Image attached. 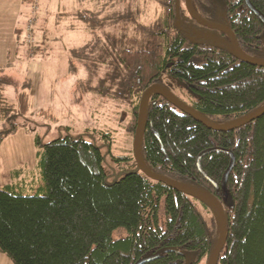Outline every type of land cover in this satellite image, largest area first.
I'll use <instances>...</instances> for the list:
<instances>
[{
  "label": "trees",
  "instance_id": "obj_1",
  "mask_svg": "<svg viewBox=\"0 0 264 264\" xmlns=\"http://www.w3.org/2000/svg\"><path fill=\"white\" fill-rule=\"evenodd\" d=\"M80 1L79 10L60 14L71 19L68 29L90 35L72 57L100 65L103 78L91 92L131 105L133 138L145 93L166 77L182 82L187 104L215 124L264 106V67L239 60L229 36L200 26L185 0H150L159 12L147 23L121 0ZM192 3L203 19L230 28L247 55L264 60V0ZM2 73L0 66V145L23 115L5 97L3 87L12 82ZM20 109H27L25 94ZM36 147L37 173L13 171L11 183L0 187V252L13 264H137L167 249L175 252L147 264H207L219 240L215 209L148 178L134 152L114 159L129 165L110 181L101 148L84 135L47 144L37 137ZM143 157L155 174L221 201L227 239L218 264H264V115L218 132L154 94Z\"/></svg>",
  "mask_w": 264,
  "mask_h": 264
},
{
  "label": "rangeland",
  "instance_id": "obj_2",
  "mask_svg": "<svg viewBox=\"0 0 264 264\" xmlns=\"http://www.w3.org/2000/svg\"><path fill=\"white\" fill-rule=\"evenodd\" d=\"M120 3L131 7V13H138L146 23L159 12L158 4L150 0ZM79 8L80 0H0L1 76L12 82L3 87V92L23 114L17 122L19 129L6 135L0 145V187L11 183L13 171L37 173V137L47 144L69 134L84 135L101 148L110 181L123 175L129 165L114 159L133 154L134 138L128 132L131 105L96 93L103 78L100 65L86 67L72 57L73 49L85 45L90 35L84 30L68 29L71 19L63 20L60 14ZM35 45L42 51L31 54ZM165 79L177 93H184L182 82ZM90 86H95L93 92ZM22 94L26 95L25 111L20 109ZM3 127L0 121V129ZM158 219L163 226L164 203ZM119 233L125 234V230L116 231L114 237ZM0 264L13 263L0 252Z\"/></svg>",
  "mask_w": 264,
  "mask_h": 264
},
{
  "label": "water",
  "instance_id": "obj_3",
  "mask_svg": "<svg viewBox=\"0 0 264 264\" xmlns=\"http://www.w3.org/2000/svg\"><path fill=\"white\" fill-rule=\"evenodd\" d=\"M185 3H186V8H187V11L190 17L194 19L199 25L206 27L209 30H215L221 33H225L226 35L229 36L232 42V49H233L234 55L239 60H241L242 62L248 63L250 65H253V66L264 67V60L252 58L242 50L237 37L235 36L234 32L230 28H228L227 26L210 23L207 20L200 17L196 13L193 7L192 0H185ZM154 94L162 96L165 100H167L169 104H172L177 109L190 115L193 119L202 123L209 129L215 130L218 132L234 131L244 125H247L259 119L261 116L264 115V106L260 108L259 110H257L256 112L248 116H245L241 119H238L236 121L226 123V124H215L209 121L208 119H206L202 114H200L198 111H196L192 107L184 104L172 92H170L167 88L163 87L162 85H153L151 88H149L147 92L145 93L143 102L141 104V108L139 111V117H138V123H137V130H136L134 141H133V152H134V159L136 161V164L139 170L142 173H144L148 178L158 181V182H162L166 184L167 186L175 189L176 191L186 194L190 197H193L201 201L204 204L212 206L215 209L218 215V219H219V240L207 264H218L220 255L225 247L226 239H227V219H226L224 206L221 203V201L215 195L209 192L201 191L199 189L183 184L181 182L155 174L149 169L148 165L146 164L144 160L143 142H144V134H145V128H146L147 112H148L149 103ZM164 252H175V250H171V249L161 250L152 256L142 258L141 260L138 261L137 264L150 263L156 260Z\"/></svg>",
  "mask_w": 264,
  "mask_h": 264
},
{
  "label": "flooded vegetation",
  "instance_id": "obj_4",
  "mask_svg": "<svg viewBox=\"0 0 264 264\" xmlns=\"http://www.w3.org/2000/svg\"><path fill=\"white\" fill-rule=\"evenodd\" d=\"M213 24H215V23H213ZM219 25H221V24H219ZM201 26V25H200ZM223 26H225V25H223ZM203 27V26H202ZM203 28H205V29H207V30H209L208 28H206V27H203ZM212 31H215V30H212ZM218 32V31H217ZM159 85H162L163 87H165V88H167L170 92H172L180 101H182L184 104H186V105H188L187 104V98H188V93H187V91H185V89H184V93H177V91H176V89H174L173 87V89L174 90H172V88H171V85H170V82H169V84H168V81L165 79V81H164V84H159ZM170 85V86H169ZM154 96V95H153ZM152 96V97H153ZM189 106V105H188Z\"/></svg>",
  "mask_w": 264,
  "mask_h": 264
}]
</instances>
